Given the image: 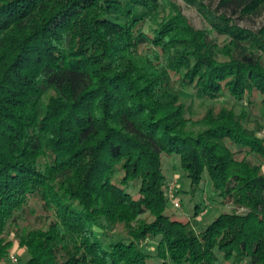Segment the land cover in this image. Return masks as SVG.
I'll return each instance as SVG.
<instances>
[{"label": "trees", "instance_id": "16d2710c", "mask_svg": "<svg viewBox=\"0 0 264 264\" xmlns=\"http://www.w3.org/2000/svg\"><path fill=\"white\" fill-rule=\"evenodd\" d=\"M184 1L0 0V264H264V0ZM172 154L233 209L171 218Z\"/></svg>", "mask_w": 264, "mask_h": 264}, {"label": "rangeland", "instance_id": "374dc122", "mask_svg": "<svg viewBox=\"0 0 264 264\" xmlns=\"http://www.w3.org/2000/svg\"><path fill=\"white\" fill-rule=\"evenodd\" d=\"M173 1L182 8L183 13L195 27L204 26L200 14L193 6L187 4L184 0ZM263 21L264 18H258L255 21H247L242 24L256 28ZM218 38L219 41L223 39L222 37ZM191 92V89L184 91L183 98L187 100L186 104L188 108L186 115L194 119L201 117L209 107H213L217 110L223 105L231 104L233 101L230 98L228 99L227 96H221L214 101H201L197 98L188 99ZM257 112L258 110L255 109L254 113L256 114ZM259 134L260 136H264V122H262ZM162 157L163 173L167 178L166 195L169 200L165 212L171 218L181 221L191 219L194 227L197 230H201L204 229L208 223H211L219 214L233 209L231 204L220 203L219 197L212 190L206 176L198 185H193L191 180L181 169L179 157L174 154L162 155ZM196 211L198 213L195 215L194 213ZM122 230V226L118 225L110 233L113 232L114 236H118L123 232ZM17 244L15 240L10 251V263L25 264L27 255L24 249L18 247ZM13 258L16 260H13Z\"/></svg>", "mask_w": 264, "mask_h": 264}, {"label": "built area", "instance_id": "2783aa9c", "mask_svg": "<svg viewBox=\"0 0 264 264\" xmlns=\"http://www.w3.org/2000/svg\"><path fill=\"white\" fill-rule=\"evenodd\" d=\"M13 260H16L15 258H13Z\"/></svg>", "mask_w": 264, "mask_h": 264}]
</instances>
